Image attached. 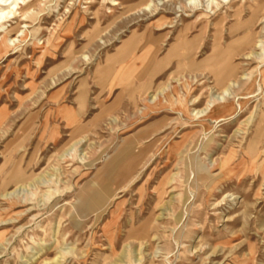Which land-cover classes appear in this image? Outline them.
I'll return each instance as SVG.
<instances>
[{
	"label": "rangeland",
	"instance_id": "rangeland-1",
	"mask_svg": "<svg viewBox=\"0 0 264 264\" xmlns=\"http://www.w3.org/2000/svg\"><path fill=\"white\" fill-rule=\"evenodd\" d=\"M116 1L0 57V264H264V0Z\"/></svg>",
	"mask_w": 264,
	"mask_h": 264
},
{
	"label": "bare ground",
	"instance_id": "bare-ground-1",
	"mask_svg": "<svg viewBox=\"0 0 264 264\" xmlns=\"http://www.w3.org/2000/svg\"><path fill=\"white\" fill-rule=\"evenodd\" d=\"M37 1L38 0H0V57L5 55L9 48L11 47L10 41H12L10 38L11 33L19 32V22L18 20L22 21H29L34 22L37 19V14L42 9H37ZM85 3L91 4L93 0H84ZM106 1H109L112 6H115L118 4L116 0H101V3H104ZM49 0H45V3H48ZM37 9V10H36ZM10 20H15V24L13 27H4L6 22H9ZM240 26V25H239ZM36 31V29H34ZM234 29L230 30V33H232ZM103 30H98V34H102ZM34 32V31H33ZM20 35V41L24 40L26 38V30L19 32ZM135 36V34H132ZM133 39V37H132ZM16 40V39H15ZM18 40V39H17ZM52 40L55 39V36H53ZM34 41V40H33ZM237 41H240L242 44H249L251 42V36L248 32L244 31L242 32L241 36L237 38ZM50 43V41H47V44ZM231 73V70H227L225 68H221V70L218 72V77L220 79H223L224 77L228 76ZM264 78V73L263 76ZM231 105H224L223 107L229 108ZM217 109V108H216ZM228 112V110H226ZM130 160L129 162H132L135 160V156L132 154V151L130 149V146H126L122 148L116 154V156L112 159L111 163L109 164L108 168L110 170H116L118 173H121L124 175L130 170V164L128 161H124V159Z\"/></svg>",
	"mask_w": 264,
	"mask_h": 264
}]
</instances>
